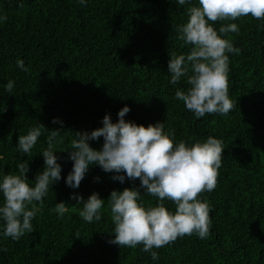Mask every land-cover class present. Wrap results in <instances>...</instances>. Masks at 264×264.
I'll return each mask as SVG.
<instances>
[{
    "label": "trees",
    "instance_id": "1",
    "mask_svg": "<svg viewBox=\"0 0 264 264\" xmlns=\"http://www.w3.org/2000/svg\"><path fill=\"white\" fill-rule=\"evenodd\" d=\"M190 6H199L198 0L184 6L177 0H87L84 6L78 0H0V16L7 17L0 22V181L18 174L17 164L27 160L26 176L34 186L44 169L41 153L50 131L59 129L56 140L62 141L54 149L61 179L49 187L42 206L35 202L33 232L19 241L5 238L0 220V264H264V21L247 16L213 25L219 31L236 23L240 29L223 37L241 50L228 54L229 98L236 107L227 115L197 119L174 99L177 90L190 87L186 78L172 85L168 70L173 53L190 51L176 31L188 21ZM18 59L30 73L17 67ZM9 80L11 93L5 89ZM125 106L130 108L126 122L164 123L176 143L191 145L211 136L225 149L215 190L200 195L210 206L209 236H184L154 248L158 260L142 245L110 243L115 236L107 200L113 190L138 189V203L145 208L159 203L145 194L139 179L92 165L79 188L66 184L74 134L102 128L105 115L117 123ZM39 124L47 130L41 129L31 154L18 151L19 136ZM103 143V137L89 141L94 150ZM116 175L125 181L113 180ZM93 193L105 203L101 220L89 224L79 215L83 205L71 197L86 202ZM61 202L68 207L62 217L55 211ZM163 203L175 212L171 201Z\"/></svg>",
    "mask_w": 264,
    "mask_h": 264
},
{
    "label": "clouds",
    "instance_id": "2",
    "mask_svg": "<svg viewBox=\"0 0 264 264\" xmlns=\"http://www.w3.org/2000/svg\"><path fill=\"white\" fill-rule=\"evenodd\" d=\"M78 2L84 6L87 0ZM177 4L190 5L191 0H177ZM198 5L188 7V21L176 27L177 39L182 46H190L189 53H173L168 64L170 83L176 85L183 77L190 86L187 91L177 90L174 99L182 101L197 119L206 114L227 115L236 107L229 98L228 54L239 55L241 50L223 37L229 33L238 34L240 29L236 23H229L217 31L213 25L247 16L264 21V0H198ZM6 19V16H0V22ZM16 63L21 71L30 73L23 60L18 59ZM13 88L14 81L9 80L5 89L11 93ZM129 112L130 108L125 106L118 113L117 123L111 121L110 115H105L102 128L90 134H74L68 149L73 169L66 184L79 188L92 165H98L106 173H126L129 180L139 179L145 194L157 198L159 203L145 208L138 203L141 197L138 189L113 190L107 200L115 236L110 243L132 249L142 245L143 252L158 260L159 253L153 251L154 248H163L184 236L195 234L202 240L209 236L210 206L207 201H201L200 195L215 190L225 149L221 140L211 136L205 142L197 141L191 145L185 141L176 143L174 133L165 134L164 123L137 126L125 121ZM52 122L63 126L58 119ZM41 129L47 130L39 124L26 135L19 136L18 151L31 154L42 135ZM60 134L59 129L50 131L47 148L41 153L44 169L35 177L34 186L29 184L26 176L30 171L27 160L17 164L18 174L4 175L0 181L3 237L19 241L25 233L33 232L32 221L38 212L35 202L42 206L49 187L61 179L62 168L54 151L55 144L62 142L56 140ZM100 137L104 138L103 146L94 150L89 141H97ZM112 178L121 183L125 181L124 175ZM71 199L83 205L79 215L85 222L91 224L101 220L105 201L97 193L86 202L81 196ZM165 200L175 205L174 213L165 207ZM55 211L62 217L68 207L61 202L55 206Z\"/></svg>",
    "mask_w": 264,
    "mask_h": 264
}]
</instances>
